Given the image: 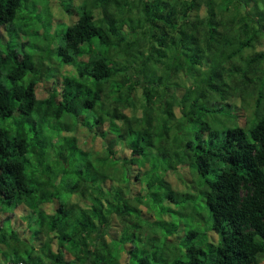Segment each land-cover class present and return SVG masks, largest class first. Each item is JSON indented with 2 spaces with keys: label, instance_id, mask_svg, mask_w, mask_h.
<instances>
[{
  "label": "trees",
  "instance_id": "16d2710c",
  "mask_svg": "<svg viewBox=\"0 0 264 264\" xmlns=\"http://www.w3.org/2000/svg\"><path fill=\"white\" fill-rule=\"evenodd\" d=\"M23 1L0 0V29ZM78 2L57 46L47 20L43 52L0 48V119L15 124L0 127V264H262L264 0ZM180 165L199 176L205 232L177 233L178 211L149 203L195 198L168 179Z\"/></svg>",
  "mask_w": 264,
  "mask_h": 264
},
{
  "label": "rangeland",
  "instance_id": "374dc122",
  "mask_svg": "<svg viewBox=\"0 0 264 264\" xmlns=\"http://www.w3.org/2000/svg\"><path fill=\"white\" fill-rule=\"evenodd\" d=\"M81 2L85 0H79ZM72 4L73 8H76L79 4L78 0H26L21 3V6L17 9L16 15L14 19L11 22H8L5 24V26L1 27L0 29V48L3 50L7 49V45L10 43V47H15L16 49H19L20 51H27L33 54H37L43 51H40L37 45L42 46L43 48L47 47V42L42 40L41 37H37L35 34V31L39 29V35L45 32V29L41 27V24L43 21H49L46 23L47 31L49 32L50 37L48 39L54 42V46H57L60 43V36L58 35L61 33L63 29H65L66 24L69 23L71 20H74L77 17V14H73L72 16L66 13L65 11V4L70 3ZM74 10V9H73ZM51 27V29L49 28ZM63 27V28H62ZM56 29V31H55ZM28 40L29 43L26 44L25 50L21 48L20 42ZM263 49L262 44L258 43L256 46V50ZM51 64L52 71L56 73H62L58 77H61L62 75L69 73L70 66L61 64L59 61L60 59L55 54V50H52L51 53ZM50 58V57H49ZM30 76V73H27L23 78L19 80V83L26 82ZM4 83H8V79H5L4 77L1 78ZM52 82V80H51ZM51 83L50 81H45V78H42L40 82L36 85V96L38 98H43L47 96V91L50 90ZM141 91V90H140ZM241 109V108H240ZM239 116L237 118L238 124L242 125L244 122V116H246V112L244 113L241 110H238ZM175 116L179 115L178 108H174ZM203 117L208 119V121L211 124L212 129H216L215 131L219 132V134H222V131L225 129V116L220 115L221 113H217L215 116H213V111H203L202 112ZM224 114V113H223ZM213 116V117H212ZM69 117V116H68ZM66 122L72 125H76L75 131L72 133H76L77 129H80L82 133L79 131L76 133V136L79 135L84 137V141H86V135L89 133V131L85 128L80 127L76 124L75 120L71 117H66ZM0 127H4L8 130H15V124L12 122V120L7 119H0ZM91 127V126H89ZM63 133L69 134V131H63ZM188 137L193 139L195 142H197V139H195V134L191 133ZM88 144V143H87ZM96 150H101L102 145L100 139H97L94 141V144L92 146ZM149 157L152 161L155 159V155L153 152L149 154ZM187 166V167H186ZM180 165L179 169L175 171L174 176L170 174L169 178L172 183L174 180L182 181V185L180 189L181 193H193L195 194V198L191 199L189 201H168V200H162L155 202L152 200L153 196H149V203L152 207H154L157 211L159 208L164 206H169L171 208H174L178 212L172 211L171 212V219L174 220V223H176L177 227H179L177 233L179 234H185V231L191 229V228H199L202 232H205V229L207 227H210L211 225V219L210 214L207 208L204 205V202L200 198V193L198 191L197 184H199L200 179L196 171L190 167L188 171V165ZM144 168V167H143ZM164 174V173H163ZM180 179H178L179 177ZM152 192H158L157 188H153ZM22 205H18V208H22ZM141 206V205H140ZM24 207V206H23ZM45 209L48 211L51 210V205L49 203L44 204ZM27 210V209H26ZM207 234L212 241H216L217 235L213 230H208ZM200 242V241H198ZM261 263L264 264V256L260 259Z\"/></svg>",
  "mask_w": 264,
  "mask_h": 264
},
{
  "label": "water",
  "instance_id": "95a60500",
  "mask_svg": "<svg viewBox=\"0 0 264 264\" xmlns=\"http://www.w3.org/2000/svg\"><path fill=\"white\" fill-rule=\"evenodd\" d=\"M9 264H15V263H9ZM17 264H29V263H21V262H19Z\"/></svg>",
  "mask_w": 264,
  "mask_h": 264
}]
</instances>
